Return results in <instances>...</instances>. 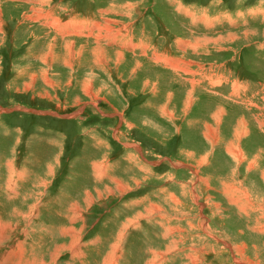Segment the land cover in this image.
I'll return each instance as SVG.
<instances>
[{
  "label": "rangeland",
  "instance_id": "374dc122",
  "mask_svg": "<svg viewBox=\"0 0 264 264\" xmlns=\"http://www.w3.org/2000/svg\"><path fill=\"white\" fill-rule=\"evenodd\" d=\"M0 264H264V0H0Z\"/></svg>",
  "mask_w": 264,
  "mask_h": 264
},
{
  "label": "crops",
  "instance_id": "0c3cea01",
  "mask_svg": "<svg viewBox=\"0 0 264 264\" xmlns=\"http://www.w3.org/2000/svg\"><path fill=\"white\" fill-rule=\"evenodd\" d=\"M213 48V47H212ZM144 57V56H143ZM146 57H148V55H146L145 56V58ZM170 60H171V58H170ZM154 62H156V61H154ZM193 64L191 63V62H187V61H185V60H179V63H178V65H176V64H167L166 66H164V67H166V70L165 71H163V73H164V76H162L163 77V80H166L167 81V84L168 85H170L171 83H173L172 81L170 82V84H169V81H168V78H170L171 80L172 79H174V78H176V77H180L181 79H183L184 80V82L181 80V84H183V91H185V92H187V93H189L190 92V90H191V88H192V83H194V81L196 82V83H199L200 85H198L199 87L197 88V92L200 90V93H204L203 91H202V84H204L205 82H207V81H205V78H204V76H202L201 74H199V73H196L194 70H193V66H192ZM152 66H155L154 64H152ZM159 68V67H158ZM158 68L157 67H152L151 69H152V71H154V70H158ZM167 70H169V71H171V72H173V73H171V72H168ZM166 71H167V73H166ZM156 74H157V72H155ZM177 76H176V75ZM161 75V74H160ZM154 81V80H153ZM185 82H189L190 83V87H188V85L185 83ZM11 84H14V83H12L11 82ZM154 84H156V82H154ZM174 91V90H173ZM179 92V91H178ZM194 92H192V94H193ZM195 94V93H194ZM219 98H221V97H219ZM212 124H210V126H211ZM208 132H209V130H211L210 128H208V129H206ZM212 131V130H211ZM209 135V134H208ZM209 138V137H208ZM214 139V138H213ZM212 140V139H211ZM188 165L186 166V168L188 169Z\"/></svg>",
  "mask_w": 264,
  "mask_h": 264
},
{
  "label": "trees",
  "instance_id": "16d2710c",
  "mask_svg": "<svg viewBox=\"0 0 264 264\" xmlns=\"http://www.w3.org/2000/svg\"><path fill=\"white\" fill-rule=\"evenodd\" d=\"M10 75H9V77L12 75V73H9Z\"/></svg>",
  "mask_w": 264,
  "mask_h": 264
}]
</instances>
